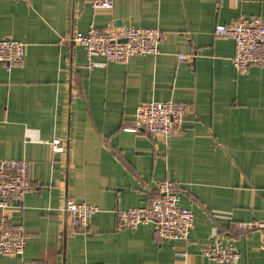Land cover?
Here are the masks:
<instances>
[{"label": "crops", "instance_id": "1", "mask_svg": "<svg viewBox=\"0 0 264 264\" xmlns=\"http://www.w3.org/2000/svg\"><path fill=\"white\" fill-rule=\"evenodd\" d=\"M251 17L264 22V0H114L108 11L92 0H0V37L25 46L19 67L0 66V160L28 161L31 183L10 218L23 254L0 264H220L201 253L214 236L233 242L236 264H264L259 233L237 226L264 219V66L238 73L233 41L213 31ZM91 25L158 29L159 53L88 70L73 36ZM168 101L185 106L179 134L126 130L140 104ZM164 180L193 213L187 246L118 224ZM68 199L98 208L85 229L69 226Z\"/></svg>", "mask_w": 264, "mask_h": 264}, {"label": "built area", "instance_id": "2", "mask_svg": "<svg viewBox=\"0 0 264 264\" xmlns=\"http://www.w3.org/2000/svg\"><path fill=\"white\" fill-rule=\"evenodd\" d=\"M114 0H92L94 10H111ZM217 37L229 38L234 43L233 67L240 74H247L252 66H264V22L258 17L240 18L236 22L214 27ZM162 33L155 28H123L113 31L89 26L85 33H75L74 44L82 47L87 61L86 68L106 66L107 62L125 63L134 56H155L159 53ZM25 55L22 42L0 37V66L9 71L19 67ZM101 58L103 61H96ZM184 56H179L183 60ZM185 106L172 101L146 102L135 111L133 125L128 131H145L151 136L167 139L182 131ZM54 153H63L60 139L52 141ZM30 164L25 160H0V256L21 257L26 238L19 225L10 223L13 213L21 209L25 195L31 190ZM181 193L175 181H161L155 195L146 196L143 205L121 210L117 213L120 227L135 229L139 225H150L159 240L180 241L190 244L193 228V213L180 206ZM64 213L69 226L74 230L85 229L88 220L98 208L66 200ZM240 232L256 231L264 244V219L238 223ZM206 258L220 264H236L240 254L233 242L214 236L201 251ZM185 256V251L177 252ZM21 264H39L21 262Z\"/></svg>", "mask_w": 264, "mask_h": 264}]
</instances>
